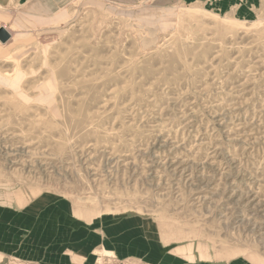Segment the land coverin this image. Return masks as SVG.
Returning <instances> with one entry per match:
<instances>
[{
	"label": "rangeland",
	"instance_id": "rangeland-1",
	"mask_svg": "<svg viewBox=\"0 0 264 264\" xmlns=\"http://www.w3.org/2000/svg\"><path fill=\"white\" fill-rule=\"evenodd\" d=\"M0 264H264V0H0Z\"/></svg>",
	"mask_w": 264,
	"mask_h": 264
},
{
	"label": "built area",
	"instance_id": "built-area-1",
	"mask_svg": "<svg viewBox=\"0 0 264 264\" xmlns=\"http://www.w3.org/2000/svg\"><path fill=\"white\" fill-rule=\"evenodd\" d=\"M96 264H134L130 261H122L118 259L116 256L109 254V255H101L97 261Z\"/></svg>",
	"mask_w": 264,
	"mask_h": 264
},
{
	"label": "water",
	"instance_id": "water-1",
	"mask_svg": "<svg viewBox=\"0 0 264 264\" xmlns=\"http://www.w3.org/2000/svg\"><path fill=\"white\" fill-rule=\"evenodd\" d=\"M9 40H10L9 34L3 28H1L0 29V41L3 44H6Z\"/></svg>",
	"mask_w": 264,
	"mask_h": 264
},
{
	"label": "bare ground",
	"instance_id": "bare-ground-1",
	"mask_svg": "<svg viewBox=\"0 0 264 264\" xmlns=\"http://www.w3.org/2000/svg\"><path fill=\"white\" fill-rule=\"evenodd\" d=\"M3 29L9 34L10 39H11V37H12V32H11V30H8V29H5V28H3Z\"/></svg>",
	"mask_w": 264,
	"mask_h": 264
},
{
	"label": "crops",
	"instance_id": "crops-1",
	"mask_svg": "<svg viewBox=\"0 0 264 264\" xmlns=\"http://www.w3.org/2000/svg\"><path fill=\"white\" fill-rule=\"evenodd\" d=\"M2 43V42H1Z\"/></svg>",
	"mask_w": 264,
	"mask_h": 264
}]
</instances>
